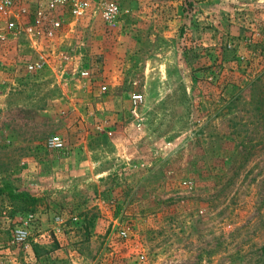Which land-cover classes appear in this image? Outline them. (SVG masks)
Returning a JSON list of instances; mask_svg holds the SVG:
<instances>
[{"label":"rangeland","instance_id":"rangeland-1","mask_svg":"<svg viewBox=\"0 0 264 264\" xmlns=\"http://www.w3.org/2000/svg\"><path fill=\"white\" fill-rule=\"evenodd\" d=\"M87 3L0 42V264H264V0Z\"/></svg>","mask_w":264,"mask_h":264},{"label":"built area","instance_id":"built-area-1","mask_svg":"<svg viewBox=\"0 0 264 264\" xmlns=\"http://www.w3.org/2000/svg\"><path fill=\"white\" fill-rule=\"evenodd\" d=\"M23 0H0V42L9 43L15 40L21 32H27L33 37L31 43L38 44L36 38L41 37L46 41H52L55 31L59 27V22L56 20L57 14L65 9L71 17L81 16L87 10V0H29L30 4L35 9V19L32 24L27 27L19 25V18H22L27 10L20 2ZM100 9L103 19L108 22L116 14V6L112 3H100ZM29 70L31 66L27 67ZM141 101V95L132 94L130 97V106L134 110L136 105ZM47 149L52 151L61 148V143L58 138L51 137L46 142ZM124 237V233H120ZM27 237V232L24 228H16L13 231V241L22 243Z\"/></svg>","mask_w":264,"mask_h":264},{"label":"trees","instance_id":"trees-1","mask_svg":"<svg viewBox=\"0 0 264 264\" xmlns=\"http://www.w3.org/2000/svg\"><path fill=\"white\" fill-rule=\"evenodd\" d=\"M255 80H251L249 83L245 84L243 86V89H237V92H243V90H246L247 88H249L250 86H252L253 82ZM237 99L236 98H228L227 101H225V104H227L228 106L234 102L235 100ZM13 200L17 201V203H15L12 207H11V211L8 213L9 216H11L14 212L16 211H27V212H30L32 211L37 199L35 197H32L30 195H26L25 193H20L17 194L16 197H13ZM20 204V206H19Z\"/></svg>","mask_w":264,"mask_h":264}]
</instances>
